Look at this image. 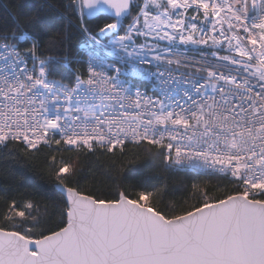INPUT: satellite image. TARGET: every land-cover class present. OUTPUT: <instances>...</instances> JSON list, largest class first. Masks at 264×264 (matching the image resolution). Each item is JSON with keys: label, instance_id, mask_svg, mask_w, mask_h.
Here are the masks:
<instances>
[{"label": "snow or ice", "instance_id": "1", "mask_svg": "<svg viewBox=\"0 0 264 264\" xmlns=\"http://www.w3.org/2000/svg\"><path fill=\"white\" fill-rule=\"evenodd\" d=\"M14 9L0 25V152L4 165L18 150L38 161L59 198L30 183L29 165L0 167L16 191L32 189L0 198V264H264V0ZM64 9L79 21L83 52L50 33ZM94 156L122 179L160 158L166 170H206L233 186L210 194L193 183L195 203L179 207L141 177L103 194L78 183Z\"/></svg>", "mask_w": 264, "mask_h": 264}, {"label": "trees", "instance_id": "2", "mask_svg": "<svg viewBox=\"0 0 264 264\" xmlns=\"http://www.w3.org/2000/svg\"><path fill=\"white\" fill-rule=\"evenodd\" d=\"M52 3H57V0H51ZM69 0H59V3L67 5ZM19 3L39 4L42 0H0V25L8 22V13L14 14V5ZM137 3H142L138 1ZM66 16L64 18L56 17V26L50 29V33L55 35L59 33L66 46H71V51L82 52L78 47L81 40V33L78 29L79 21L76 17L72 16L71 9H64ZM135 15V13H133ZM88 19V20H93ZM122 21L128 22V19L122 18ZM48 38L45 37V40ZM44 55H50L45 52ZM85 55V54H84ZM73 68L78 67L73 65ZM55 78L59 79V75ZM147 147V145H144ZM132 151L136 154L137 160H143L147 155L145 152L137 149L135 145H130ZM9 160L13 161L12 164L4 165L3 153L0 152V167H8L10 169L23 168L25 165H29L27 175L31 184L40 188L41 193H46L47 197H58L53 188L51 182L47 177L39 174V168L36 164H29L28 161L23 159L22 150H18L17 153L9 157ZM119 167V166H118ZM136 177H141L140 184L142 187L151 190L153 187L166 188L164 192V202L166 204H175L179 206H188L195 203L196 197L193 196L190 186L193 183L206 184L210 190V194H216L217 190L220 192L229 190L233 184L229 179L223 178L222 174H213L211 172L198 173L195 170L189 169H172L166 170L161 162L160 158H156L151 164L144 168L137 169L131 176L121 178L120 172L117 168L110 166V160L105 157H89L84 162V169L82 176L78 178V183L84 189H90L93 191H99L103 194H107L114 188L121 186H127L130 183H136ZM9 189L5 192L3 189ZM16 185L11 179L0 175V198L20 196L25 191H31L32 189L25 185L16 191ZM129 191H131L129 189ZM43 199V197H38ZM47 218V217H46ZM53 220L56 217L52 218Z\"/></svg>", "mask_w": 264, "mask_h": 264}, {"label": "built area", "instance_id": "3", "mask_svg": "<svg viewBox=\"0 0 264 264\" xmlns=\"http://www.w3.org/2000/svg\"><path fill=\"white\" fill-rule=\"evenodd\" d=\"M201 26H203V25H201ZM221 38H223V37H221ZM136 42H137V44H140V43L144 42V39L143 38L137 39ZM83 44H84V39H83V37H81V40L79 42L78 47L80 48V50L82 52H83V49H82V45ZM193 47H198L201 51H206V52L211 51V49L209 48V46H193ZM224 47L225 48L227 47L226 43H225ZM217 48H219V46H217ZM94 54L97 55L99 57V59H101V60H103L105 62H107V61H109V60L112 59V57L109 55L108 51H106L104 49H96L95 52H94ZM188 54H189V56L194 55V53H192L191 51H189ZM220 54H226V53L221 50ZM86 56H87V54L85 53V58H86ZM28 63H29V68H31L32 61L29 60ZM139 83L141 84V87H146V88L149 89V95L152 94L151 84L150 83H148V82H139ZM204 172H208V171L205 170Z\"/></svg>", "mask_w": 264, "mask_h": 264}, {"label": "rangeland", "instance_id": "4", "mask_svg": "<svg viewBox=\"0 0 264 264\" xmlns=\"http://www.w3.org/2000/svg\"><path fill=\"white\" fill-rule=\"evenodd\" d=\"M144 3H145V0L142 1L141 5H143ZM190 15H191V13H189V16H190ZM174 19H175V17H174ZM122 23L124 24V27L127 28L128 24H129V21H128V22H125V23L122 21ZM140 38H143V37H140ZM140 38H137V39H140ZM137 39H136V40H137ZM143 39H144V38H143Z\"/></svg>", "mask_w": 264, "mask_h": 264}, {"label": "water", "instance_id": "5", "mask_svg": "<svg viewBox=\"0 0 264 264\" xmlns=\"http://www.w3.org/2000/svg\"><path fill=\"white\" fill-rule=\"evenodd\" d=\"M138 1H141L142 2L143 0H133L134 3H137ZM85 17H86V19H92V18H94V17H88L87 16V12H85Z\"/></svg>", "mask_w": 264, "mask_h": 264}, {"label": "bare ground", "instance_id": "6", "mask_svg": "<svg viewBox=\"0 0 264 264\" xmlns=\"http://www.w3.org/2000/svg\"><path fill=\"white\" fill-rule=\"evenodd\" d=\"M221 40H223V38L219 37Z\"/></svg>", "mask_w": 264, "mask_h": 264}]
</instances>
